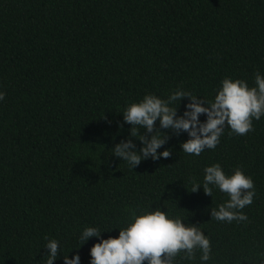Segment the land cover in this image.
<instances>
[{
  "label": "trees",
  "instance_id": "16d2710c",
  "mask_svg": "<svg viewBox=\"0 0 264 264\" xmlns=\"http://www.w3.org/2000/svg\"><path fill=\"white\" fill-rule=\"evenodd\" d=\"M257 72L264 77V0H0V264H46L52 239L54 264L76 255L90 264L99 240L82 241L86 228L118 238L132 210L155 209L211 242L207 262L197 250L173 264H264V116L243 136L226 127L199 156L183 152L186 132L159 120L170 139L157 152L170 158L133 168L112 155L130 138L122 114L144 96L183 90L211 102L225 78L251 88ZM217 163L252 178L248 220L211 218L229 199L214 186L212 197L191 192Z\"/></svg>",
  "mask_w": 264,
  "mask_h": 264
},
{
  "label": "clouds",
  "instance_id": "9594fccd",
  "mask_svg": "<svg viewBox=\"0 0 264 264\" xmlns=\"http://www.w3.org/2000/svg\"><path fill=\"white\" fill-rule=\"evenodd\" d=\"M255 85L250 88L243 80L225 78L222 88L211 102L183 90H176L167 100L146 95L141 102L128 106L122 114L123 122L131 125L130 138L117 144L112 149V155L133 168L148 158L153 161L170 158V149L159 154L157 152L170 139L156 129L158 120L161 129L171 130L177 136L186 132L189 139L181 144V148L183 152L195 156L205 149L214 150L226 127L236 135H246L254 131L253 120L258 121L264 116V77L259 72L255 74ZM5 95L0 92V101L5 99ZM183 98L190 103L186 105L187 110L183 115L178 116ZM173 104L176 106L172 107ZM201 115L207 117L203 123L199 120ZM141 128L146 134H151L150 138L139 134ZM133 138L143 145L139 152L135 150ZM204 173L202 186L195 179L192 180V193L202 187L204 194L212 197L211 186H214L229 197L228 201L219 205L218 210H211V218L228 223L248 220L242 210L253 203L256 195L252 178L240 168L227 176L218 163L206 167ZM131 220L126 228L119 230L118 238L101 239L104 232L96 227L83 231L80 236L82 241L87 242L93 237L99 240L90 249V264H173L180 253H184L182 258L185 260H194L197 250L202 253V262L211 258L210 239L197 226L187 225L180 218H169L160 209L142 215H136L132 210ZM45 248L49 250L46 264H54L60 255L59 242L49 240ZM63 259L64 264H80L79 255L72 259L63 256Z\"/></svg>",
  "mask_w": 264,
  "mask_h": 264
}]
</instances>
